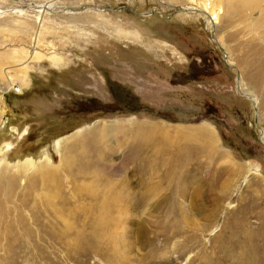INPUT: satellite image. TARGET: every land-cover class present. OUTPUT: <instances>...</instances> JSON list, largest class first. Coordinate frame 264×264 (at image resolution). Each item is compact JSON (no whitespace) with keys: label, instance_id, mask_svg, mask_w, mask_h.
<instances>
[{"label":"rangeland","instance_id":"obj_1","mask_svg":"<svg viewBox=\"0 0 264 264\" xmlns=\"http://www.w3.org/2000/svg\"><path fill=\"white\" fill-rule=\"evenodd\" d=\"M0 160V264H264V0H0Z\"/></svg>","mask_w":264,"mask_h":264},{"label":"bare ground","instance_id":"obj_2","mask_svg":"<svg viewBox=\"0 0 264 264\" xmlns=\"http://www.w3.org/2000/svg\"><path fill=\"white\" fill-rule=\"evenodd\" d=\"M45 9V6H41V9H40V11L41 12H43L42 10H44ZM204 12V11H203ZM213 18V17H212ZM213 21V20H212ZM239 76V75H238ZM240 78V77H239ZM24 80H25V82H28V80L26 79V78H24ZM237 80H238V78H237ZM239 81V80H238ZM245 98H248L246 95H245ZM251 101H253V104H255L254 103V99L253 100H251ZM155 126V125H154ZM155 128V127H154ZM153 128V129H154ZM166 128H168V127H166ZM102 129L103 130H106V131H104V132H107V130H110V124L109 125H107V124H102ZM139 129H141V128H139ZM149 129V128H148ZM147 129V130H148ZM151 129V128H150ZM145 130V129H144ZM156 130L158 131V132H160L161 133V135L162 136H168V135H166V133H163V131L164 130H166V129H164V127L163 126H160L159 128H156ZM14 131V130H13ZM100 131V130H99ZM139 131V130H138ZM178 131H180L179 129H177L176 130V132H175V137H180L183 141H187V139H186V137L187 138H191V139H197L198 137H200V138H205V136L206 137H213V129H212V127H206V126H197V127H194V128H187V133L185 134H183V135H179L178 136ZM259 131H260V129H259ZM262 131V130H261ZM15 132V131H14ZM98 132V131H97ZM148 132V131H147ZM96 133V132H95ZM99 133V132H98ZM104 136H105V134H103ZM82 136V142L83 143H87L88 144V146H91L90 144L93 142L92 141V139L91 138H93L92 137V132L91 131H84L83 132V134L81 135ZM165 138V137H164ZM167 138V137H166ZM89 139V140H88ZM181 139H177V141H181ZM94 140V139H93ZM96 142H97V140H95ZM57 144V143H56ZM95 144V143H94ZM59 145V144H58ZM63 145V144H62ZM68 146V145H67ZM213 146H215V145H213ZM5 147V146H4ZM59 147V146H58ZM211 147V146H210ZM5 150V149H4ZM226 156V155H225ZM63 158H64V156L62 157L61 156V161L63 162ZM66 159V158H65ZM67 160V159H66ZM66 160H64V163H66ZM2 160H0V162H1ZM30 161H32V158L30 159H26L23 163H21V164H19V163H15L16 164V166L18 167V168H21L22 170H18V171H16V172H21V171H23V170H25V168H26V165L27 164H29L30 163ZM28 162V163H27ZM44 162H47V160H44ZM226 162V161H225ZM31 163H33V162H31ZM35 164L37 165V167L39 166V165H42L43 164V162L40 160V162H36L35 161ZM64 165V164H63ZM5 166V165H4ZM29 166H30V164H29ZM235 167H237V166H235ZM245 171L247 170V171H249V172H253V169L251 168V166L249 165L248 166V164H246L245 165ZM28 168V167H27ZM33 168V167H32ZM244 168V167H243ZM242 167H240V169L242 170L243 169ZM42 169V168H41ZM236 169V168H235ZM237 169H238V167H237ZM236 171V170H235ZM238 171V170H237ZM18 173V174H19ZM24 173V172H23ZM9 175V174H8ZM21 175V174H20ZM1 177H3V176H1ZM6 177V176H5ZM10 177V176H9ZM15 177V176H14ZM13 178V177H12ZM15 179V178H14ZM21 179V178H20ZM22 179H24V178H22ZM19 180V179H18ZM9 181H11L10 179H9ZM13 182H15L14 180H13ZM31 182V181H30ZM44 183V182H43ZM14 184V183H13ZM13 184H11V185H13ZM20 184V183H19ZM15 185V184H14ZM17 186V185H16ZM5 187V186H4ZM7 188H3V185H2V182H1V180H0V211H1V208H2V206H3V199H2V193H1V190H2V188L4 189V193H3V196H4V198H5V194H7L8 195V193L10 192V190H8V186H6ZM90 195V194H89ZM56 198V197H55ZM85 199V198H84ZM8 200V199H7ZM6 201V200H5ZM8 202V201H7ZM50 203V202H49ZM93 203H94V201H93ZM102 203V202H101ZM7 209V208H6ZM79 209V208H78ZM90 213V212H89ZM90 215V214H89ZM3 219H4V216H3ZM37 221V220H36ZM29 223V222H28ZM10 225H11V223H10ZM9 224H8V226H10ZM14 225V224H13ZM19 225V224H18ZM5 227H7V226H5ZM15 228V227H14ZM31 228V227H30ZM10 229V228H9ZM12 230V229H11ZM27 233H29L27 230H25ZM5 232H6V230H5ZM4 232V233H5ZM11 232V231H10ZM15 232H16V230H15ZM62 232V231H61ZM13 233V232H12ZM18 233V232H17ZM16 233V234H17ZM28 235V234H27ZM0 236H1V229H0ZM0 241H1V238H0ZM21 247V246H20Z\"/></svg>","mask_w":264,"mask_h":264},{"label":"water","instance_id":"obj_3","mask_svg":"<svg viewBox=\"0 0 264 264\" xmlns=\"http://www.w3.org/2000/svg\"><path fill=\"white\" fill-rule=\"evenodd\" d=\"M237 91H238V90H237ZM238 93H239L240 95H242V96H243V94H244V93H242L241 91H238ZM245 95H246L249 99H253L251 96H249V95H247V94H245ZM252 104H253V103H252ZM253 105H254V110H255L254 112L257 113V107H255V104H253Z\"/></svg>","mask_w":264,"mask_h":264},{"label":"trees","instance_id":"obj_4","mask_svg":"<svg viewBox=\"0 0 264 264\" xmlns=\"http://www.w3.org/2000/svg\"><path fill=\"white\" fill-rule=\"evenodd\" d=\"M240 99V98H239ZM241 100V102H246L247 103V101H245L244 99H240Z\"/></svg>","mask_w":264,"mask_h":264}]
</instances>
